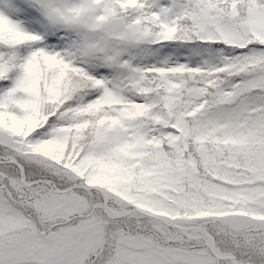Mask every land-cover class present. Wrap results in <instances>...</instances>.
<instances>
[{"label":"snow or ice","instance_id":"obj_1","mask_svg":"<svg viewBox=\"0 0 264 264\" xmlns=\"http://www.w3.org/2000/svg\"><path fill=\"white\" fill-rule=\"evenodd\" d=\"M0 264H264V0H0Z\"/></svg>","mask_w":264,"mask_h":264}]
</instances>
